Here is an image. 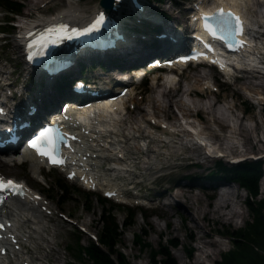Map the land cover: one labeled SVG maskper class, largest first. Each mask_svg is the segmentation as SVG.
Here are the masks:
<instances>
[{
    "label": "bare ground",
    "instance_id": "bare-ground-1",
    "mask_svg": "<svg viewBox=\"0 0 264 264\" xmlns=\"http://www.w3.org/2000/svg\"><path fill=\"white\" fill-rule=\"evenodd\" d=\"M52 1L29 0L30 9H36L41 2L48 4ZM209 1L207 0L203 4L210 5ZM219 2L225 7L236 6L241 8V11L247 9L249 15L251 14L264 28V0H219ZM123 3L125 2L122 1L119 4L117 11L113 15L116 27L115 29L114 27L112 28V32L118 35V46L113 49V52L106 53H98L86 49L75 50L73 55L75 62L79 60L80 63L86 53L106 57L117 54L121 60L126 57L128 62L134 65L152 56L160 60L166 59L165 56L168 55L169 51L172 50L175 53L174 51L184 49L181 45L186 44L183 40H188L190 34V31L187 30V25L182 27L171 16L170 20L160 19L157 10L155 9L156 12H152L150 8L147 9L148 15L146 16L154 21L161 20V26L175 35L171 37L172 40L167 37L161 38L160 44L164 45L162 48H160L161 46L158 47V45L150 46V43V45L146 44V40H142L136 41L135 45L127 49L125 46L126 38L129 42L132 38L129 37L130 34L125 28V22L129 20H126L120 11V6H123ZM135 5L137 7L135 13L142 16L144 7L141 9L142 5L137 2ZM78 11L77 7L70 4V9L62 10L58 15L70 22L81 23L85 20L86 15L81 12L77 13ZM127 11L129 12V10ZM127 11L126 13H128ZM28 16L29 11H27L25 17L28 18ZM43 20L45 19L42 17L37 19L28 18L23 23L24 25L21 22L17 25L23 26V29L31 23L42 24ZM189 22L188 20V24H190ZM22 29L19 31L20 35L15 37L19 45L23 41L22 35L26 32H22ZM258 39H262V37ZM138 43H144L145 46L143 44L138 46ZM89 55L91 56V54ZM158 55L162 57H158ZM253 56L261 59L259 56ZM261 56L264 61V52L263 54L261 53ZM261 64L263 65L264 62H261ZM200 66L207 67L206 65ZM1 68L4 69H0V107L4 109V113L14 114V112H18L14 114L17 118L25 117L26 119H31L29 110L32 107H35L37 116L40 115L41 117L48 108L57 103L60 96L59 93L57 94V89L55 90L56 95H51L54 88L50 81H47L43 88H37L38 92L36 89L30 94L27 85L23 84L24 86L22 87V83L19 86L15 85L17 84L16 81L12 83L10 79L11 69L8 66H1ZM36 69L44 73L40 68ZM238 76L239 78L236 81L239 82V85L234 89L235 96L240 94L242 90L248 89L251 94H258L260 100L264 99V72L262 70L241 71ZM192 77L193 81L183 91V94H187L191 98L190 102L180 97L179 99H174L178 88L173 89L163 85L165 88L163 87L164 89L160 94L149 93L145 105L142 106L137 101L138 109L133 114H128L129 111L125 101L126 96L131 98L135 93L131 87L127 89L125 95H121L116 100L110 101L109 97L115 96L117 93L103 97L102 100L105 101L106 105L99 104L90 107L85 109L83 114H78L70 107L67 115L78 141L74 146L73 154L69 158L72 166L68 169L66 175L73 173V178L83 181L85 187L92 190L93 183V186H96L95 189L103 190L106 194L111 195L114 200H126L128 202V189L125 188V184H121V181L127 178H132L133 180L136 177L138 178V173H130L134 168L144 169L149 175H153L160 170L159 163L163 161L167 163L169 159L181 154L185 155L187 159H193L192 162L197 164L204 163L209 160L208 158H219L214 155L217 152L208 149L203 140H207L215 150L224 152L226 155L222 156L227 157L230 161L244 157L247 159V156H251L246 155L249 153L248 148L254 146L260 148L261 154L264 153V138L259 136V130L262 125L258 121L253 127L245 124L243 116L237 112L238 105L236 102L228 101L224 108L217 107V103L212 100L210 93L212 90L206 87L208 82H201L210 79V72L206 71L205 68L200 69ZM29 78L30 76L27 75L26 79L29 80ZM123 84L124 82L117 78L116 73L112 72L111 74H105L103 78L92 77L89 79L86 88L89 92L102 93L112 86H121ZM196 96L200 97L199 101L194 99ZM49 104L50 106H48ZM174 106H178L182 110L184 118L198 116V123L195 120L186 121L188 125L196 129L198 135L190 132L185 127L180 116L174 113ZM159 110L163 112L162 116L157 114ZM200 110L205 113V118L203 119L200 117ZM124 111L125 113H123ZM25 118L23 120H26ZM252 132L257 135V138L254 139L252 137ZM140 141L145 143L149 141L150 147L145 150L141 146ZM241 146L245 149L242 150ZM244 151L247 153L243 154ZM233 154L238 155L232 157L231 155ZM200 158L203 159L201 162ZM229 160L228 162H230ZM28 161L30 162V170L33 173L31 174L39 178L42 173L39 162L31 157H28ZM17 164H20L17 160L4 161L0 159V166L4 168L8 167V169L17 171ZM124 167L128 168L130 172H123ZM143 180L140 179L133 182H142ZM160 181L162 182V180ZM183 182L180 180L173 188H167L163 192L166 195H171L172 201L167 199L168 202H160H162L161 206H164V204H177L187 209L183 216L187 217L193 223V226L198 229L195 235L193 233L198 242L194 263L201 264L203 257L204 259L214 258L219 247L224 243L213 238L214 230H206V226L200 223L199 218L206 220L208 216H211L219 219H233L236 216H242L241 211L237 207V202H234V198L239 197V194L236 186L229 185L228 182H217L211 185L212 187H217L215 198L212 202L204 205L200 201V197L188 187L190 185H183ZM262 186L264 187V175L262 177ZM131 188H137V186L135 185ZM36 196L37 193L29 188L27 195L23 199L17 197L8 200L2 208L1 218L7 226V230L3 232L4 235L0 238V264H19L20 262L24 264L29 261L27 253L24 252V245L25 247L28 244L31 245L33 239L43 241L46 246H49L48 254L54 255L56 260L62 259L59 250L53 246L55 243L53 235L56 231L51 229L49 225V223H53L54 229H56L60 227L62 220L55 217L53 215L55 212L53 211L52 214H48V210L53 209L51 204L48 205L44 200H38ZM135 198L139 197L136 196ZM138 201H134V203ZM191 204H197V207L193 208ZM40 241H38L39 244ZM37 259L43 261L40 256Z\"/></svg>",
    "mask_w": 264,
    "mask_h": 264
},
{
    "label": "rangeland",
    "instance_id": "rangeland-1",
    "mask_svg": "<svg viewBox=\"0 0 264 264\" xmlns=\"http://www.w3.org/2000/svg\"><path fill=\"white\" fill-rule=\"evenodd\" d=\"M16 1H22L24 5V10L22 13H19L21 15H16L14 17L13 22L15 26H13L12 33H7L9 31H6L5 29L3 30L2 27H0L1 31H5L0 32V69H4L1 68V66H8L11 69L10 79L12 83L16 81L17 84L15 85L18 86L20 85V83H22V87L24 85H27L30 94H32V92L37 88H43L45 82H43L41 79H38L35 74H32L30 72L28 73V64H26L24 61L22 55V46L21 44L19 45V43L15 40V37L17 35H20L19 29L22 28L20 27V25L18 26L17 24H20V22L23 24L28 18L37 19L42 17L45 19L50 16L55 17L62 9H70V4L77 7L79 10L78 12L84 13L86 17L89 14L93 13V11H95L98 7V9L102 8L100 7V0H53L48 4H46V2H41L36 7V9H30L31 5L29 3V0ZM195 1L196 0H149V3L145 5L144 0H136L133 1L131 5L132 7L129 8V11L135 12L137 8L135 4L137 2L144 7V13L142 15L143 17H134L136 23L140 21H147L145 20V18H149L146 16L148 15L147 9L150 8L152 12H156V10L159 12H162V10L165 11L168 15L171 16V18H175V20L180 23L183 27L185 25H188V20H186L185 17L189 10L188 7H191V2L193 3ZM218 2L219 0L209 1L210 4H217ZM127 5V3H123V6H120V11L122 15H124V10ZM27 11H29L28 18L25 17V15H27ZM8 13L10 14H7L4 10V7L0 6V23H4L7 21V24L5 23L6 27L9 26V24H11L12 22V20H10L12 18L10 17L9 19V16H11L12 12ZM124 16L126 18L128 17V14L125 13ZM250 16L251 14L249 15L248 13V17ZM160 17L165 20H170V17L168 18L165 15ZM250 19L255 18L251 16ZM133 24L135 23L131 22V25ZM131 25H127L129 28L127 30L129 34L131 33L129 37L132 38L130 42L126 38L125 46L127 47V49L128 47L135 45L136 41L142 40H146V44L150 43V46H154L155 42L152 43V41H154V38H157V36L160 35V30V32L158 31L159 33H156V35L153 34L154 30L151 28H148L147 30H143L142 28L141 30L138 26H135L136 29H133ZM159 25L160 28H163V26L161 27L162 24L159 23ZM131 28L135 32L130 30ZM163 32L164 34H166V37L170 38L171 40V37L175 35L172 34L171 31L166 30L165 28H163ZM138 33L144 34V36H146L145 39L142 36L138 35ZM147 40H149L148 43ZM260 43H262V45L264 46V36L262 39H260ZM140 44H143V46H145L144 43H138V46H141ZM262 50L264 51V49ZM89 54H91V56ZM89 54L86 53L80 63L79 60H76V62L79 64L74 68V70L67 73V80L69 79L72 81L74 78L77 77L85 81L86 79H88L89 82V79H91L92 77L103 78L105 74H111L112 72H115L118 75H124L123 72H125L126 67L131 66V63L128 62L126 57H123L122 60L121 58H118V63L116 60H113L114 58L111 59L110 57L106 56L93 57L94 54ZM84 57H86L87 59H84ZM91 57L93 58L91 59ZM158 57L162 56L158 55ZM146 60L148 61V58H146L144 62ZM203 68H205L206 71L210 72V79L203 80L201 82H208L206 84V87H209L212 90V92L210 91V93L212 96V100L217 103L216 106L224 108V105H227L228 101L236 102L238 105L237 112L243 116L244 123L247 124L249 127H253L256 124V121H258L262 125L259 130V136L264 138V99L260 100L258 94H251L248 89L242 90L240 94L235 96L234 89L235 87H237V85H239V82H234L232 81V79H228L229 82H225L227 79L223 77L222 74L216 68L212 67H195L193 65H190L182 72L176 71L163 73L159 71H151L144 78L141 85L135 86V88H133L135 93L133 97L129 98L127 101V110L129 111L128 114H133L135 111H137V101H139L142 106L145 105L146 98L148 97L149 93L158 95L165 88V85L168 88H178H176L177 91L176 95L174 96V99H179L180 97L186 100L187 102H190L191 98L187 94H183V91L188 87V84L193 81L192 76H194L195 73H197L200 69ZM27 75H30L29 80L26 79ZM35 80L37 81V86H34V83H36ZM40 84H42L43 86H40ZM68 84L69 82L66 83V85ZM52 86L54 90H52L51 95L54 94L53 96H55V90L57 89V94L59 93L60 96L57 100V103L54 105V107L56 106L57 108H59L61 102L64 99L66 100V98L68 97L69 89L66 88L64 84H60L59 79L52 83ZM216 86H219L220 88L219 93L213 92L212 88H216ZM194 99L199 101L200 97L196 96ZM48 106H50V104ZM173 110L176 115L180 116L182 122H184L185 127L188 126V124L186 123V121L188 120H195L197 123L199 122L198 116L184 118L182 115V110L178 106H174ZM199 113L202 119L205 118V113L203 110H200ZM157 114L162 116L163 112L159 110L157 111ZM236 121L238 120L236 119ZM253 133L254 132H252V137L254 139L257 138V135L254 133V136ZM241 149L243 150L245 148L241 146ZM248 151L249 153L246 155L261 154L260 148L257 146L248 148ZM233 155L236 156L238 154ZM226 158L227 157H225V159L222 161L228 166H231L230 162H228V158ZM208 159L209 160H206L203 163L201 162L203 159L200 158V167H195L192 165L185 167V164L191 163L193 159H187L185 155L181 154L179 156L173 157L172 159H169L167 163L166 161L159 163V167L161 165L166 166L170 164V167L172 166V168L164 169L162 171L159 170L153 175H149L148 172H146L144 169H137L136 172L139 174L138 178L136 177L134 180L132 178H127L121 181V184H125L126 188L127 184L124 183V180L137 181L140 179H144L142 182H135L137 188L129 187L130 190L128 189L127 191L129 202L128 204L118 203L113 199L106 198L102 193L88 190L85 187L79 185L76 181L69 180L66 174L61 171H58L57 169L46 170L43 167H40L42 173L41 176L38 178L32 175L33 173L30 170L29 162L17 164V171L13 169H8V167L4 168L0 166V174L5 175L7 177H16L17 179L25 180L35 191H38L43 197H45V201L50 202L53 208L51 209V211L55 212V214L53 215L62 220L60 227H57L56 229H54L53 223H49L50 228L56 231L53 235V239L55 241L53 246L57 250H59L60 254L62 255V259L56 260L54 255L48 254V251L50 250L49 246H46L43 241L33 239V243L31 245L28 244L26 245V247H24V252L27 253V257L29 259V261L25 263L71 264L72 262L79 261L69 249L68 245L72 244L77 237H80V241L83 245H88L92 240H95L97 242L98 240L91 237V235L95 234L99 239L101 230L103 228V212L105 209L108 210L113 207L115 208L113 211L114 217L122 225L121 231L123 235L122 241L119 244V249L124 252L130 264H152L150 254L151 250L146 249L144 251L140 249V246L135 243V233H144V239H146V241H149V243H151L155 247H159L161 243H168L167 240L171 239L172 237L178 238L179 242L181 243V246L176 249H173L172 251L175 258L177 259V264H195L194 256L197 251L198 242L197 239L193 236V233L195 235V233L198 232V229L193 226V223L187 217L183 216V214L185 215V213L187 212V209L177 204H164V206H161L162 202H160H168L169 199V201H172L171 195H166V193L163 192L167 188H173L181 180L182 182L184 181L183 185H190L188 187H190L191 190L194 191V193L200 197V201L204 205H206L208 202H212L215 198L217 187H212V184L217 182H228L229 185L237 187L239 197H235L234 202H237V207L241 211L242 216H236L233 219H219L211 216H208L206 220L199 218L200 223L206 226V230H214L215 234L213 233L212 237L224 243L221 247H219L214 258H202L201 264H216V262L222 258L223 252L229 251L233 248L232 240H230V238L226 235L225 237L222 236V231H225L226 229L233 231L235 229H240L242 226L246 227V221L252 220L253 215L250 213L249 209L246 206V191L242 189L237 182L230 181L228 179H225L224 177L220 179L206 178V176L208 177V175L212 171L218 170L219 167V165L217 164L218 161H215L218 158ZM246 161L251 160L248 159ZM262 161L264 170V158L262 159ZM204 177L205 179H202ZM160 180H162V182ZM61 183H65L66 190L61 187ZM135 191L137 193H134ZM259 192L260 193L258 199H264V187L262 186V179L260 182ZM139 193V196L143 198L142 202L144 203V206L142 207L136 206L134 203V201L136 202L138 200H141L140 197L136 195ZM136 196L139 198L134 199V197ZM101 199H105V206L102 204ZM191 206L195 208L197 207V204H191ZM129 207L132 208L135 215L132 220L133 223L126 229L123 224L129 216ZM62 215L71 218L72 220L77 222V225L70 223ZM78 225H85V229L88 233L82 232L79 229ZM38 241H40V244L38 243ZM190 244H192V247H194V253L191 258L187 256L186 250L184 249L185 246H191ZM255 244L258 248H260V250L264 249L257 242ZM38 256L42 257L43 261L38 260ZM81 261L84 264H92L88 257H85ZM19 264L23 263L20 262Z\"/></svg>",
    "mask_w": 264,
    "mask_h": 264
},
{
    "label": "trees",
    "instance_id": "trees-1",
    "mask_svg": "<svg viewBox=\"0 0 264 264\" xmlns=\"http://www.w3.org/2000/svg\"><path fill=\"white\" fill-rule=\"evenodd\" d=\"M0 6L13 13V16H10L12 21H14L16 15H20L17 13H22L24 10L22 1L0 0ZM162 13L167 15L165 11H162ZM13 26L9 24L7 27L2 26V29L9 31L7 33H12ZM67 76L62 75L59 78L60 84L69 82ZM217 164L219 165L218 170L212 171L207 178L220 179L224 177L237 182L246 191V206L253 218L246 221V227L242 226L240 229L233 231L229 229L222 231L232 240L233 248L223 252L222 258L216 264H264V249L260 250L255 244L257 242L264 248V199H258L260 182L264 175L263 161H246L232 166H228L223 161H218ZM61 187L66 190L65 183H61ZM101 202L105 206V199H101ZM114 209L111 207V209L104 210L103 228L97 242L92 240L88 245H83L80 237H77L72 244L68 245L79 260L71 264H84L81 260L85 257H88L92 264H130L124 252L119 249L123 235L122 225L114 217ZM128 212L129 216L123 224L126 229L133 223L132 220L135 215L130 207ZM143 235L145 234L135 233V243L140 246L141 250H151L152 264H177V259L172 251L181 246L178 238L172 237L167 240L168 243H161L159 247H155L149 241H146ZM190 245L184 247L189 258L194 253V247H192V244Z\"/></svg>",
    "mask_w": 264,
    "mask_h": 264
},
{
    "label": "snow or ice",
    "instance_id": "snow-or-ice-1",
    "mask_svg": "<svg viewBox=\"0 0 264 264\" xmlns=\"http://www.w3.org/2000/svg\"><path fill=\"white\" fill-rule=\"evenodd\" d=\"M203 19L205 21L204 28L213 39H219L227 43L230 39L234 40L237 35L243 33L242 21L231 11L225 12L224 9L221 8L210 16L204 14ZM209 21H211V23ZM104 22L105 16L101 13L90 28L85 31H96L104 24ZM63 28L64 26H60V29H48L47 31L49 35L47 37H41V40L37 41L36 44H39L41 49H44L49 40H51L53 44L57 43V40L64 38L58 35V32L63 30ZM75 31L76 30L73 29V32ZM53 35L56 36V39H52ZM242 44V41H236V45L242 46ZM34 46L33 43L28 45L29 48ZM29 58L31 59L32 57L30 56ZM63 138V134L59 133L58 129L50 126L40 131L38 135L30 141L29 146L36 149L40 155L47 156L50 162L59 164L63 161L56 157L57 139ZM73 139H75V137H73ZM4 192L20 195L23 192V186L17 184L11 179L5 180L3 177H0V193ZM3 202L4 198L0 196V203ZM2 227L3 225H0V228Z\"/></svg>",
    "mask_w": 264,
    "mask_h": 264
},
{
    "label": "water",
    "instance_id": "water-1",
    "mask_svg": "<svg viewBox=\"0 0 264 264\" xmlns=\"http://www.w3.org/2000/svg\"><path fill=\"white\" fill-rule=\"evenodd\" d=\"M114 0H100V3L103 7H105L107 10H110L113 5Z\"/></svg>",
    "mask_w": 264,
    "mask_h": 264
}]
</instances>
